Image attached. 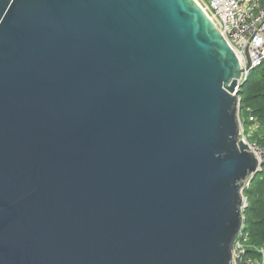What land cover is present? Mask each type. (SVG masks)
<instances>
[{
	"label": "water",
	"instance_id": "1",
	"mask_svg": "<svg viewBox=\"0 0 264 264\" xmlns=\"http://www.w3.org/2000/svg\"><path fill=\"white\" fill-rule=\"evenodd\" d=\"M243 72L196 0H0V264H235Z\"/></svg>",
	"mask_w": 264,
	"mask_h": 264
},
{
	"label": "built area",
	"instance_id": "2",
	"mask_svg": "<svg viewBox=\"0 0 264 264\" xmlns=\"http://www.w3.org/2000/svg\"><path fill=\"white\" fill-rule=\"evenodd\" d=\"M203 8L240 59L244 72L239 84L243 83L248 79L249 73L264 62V0H204ZM246 49L251 60V70L246 69L248 64ZM238 114L240 138L247 141L250 150L260 159L258 168L261 171L264 165V146L249 140L251 133L259 127V122L254 117H250L253 125L250 131L246 132L240 106ZM243 199L247 207L248 200L244 196ZM249 240L250 234L243 224L234 243L235 264H256L252 257L245 255L247 248L251 247ZM256 249L262 253V261H258L257 264H264V246Z\"/></svg>",
	"mask_w": 264,
	"mask_h": 264
},
{
	"label": "trees",
	"instance_id": "3",
	"mask_svg": "<svg viewBox=\"0 0 264 264\" xmlns=\"http://www.w3.org/2000/svg\"><path fill=\"white\" fill-rule=\"evenodd\" d=\"M261 69H263L262 74L256 79L255 75ZM238 94L241 98V118L246 132H249L253 125L250 117H254L259 122V127L251 133L249 140L264 146V62L249 73L247 81L241 86ZM243 194L248 200L244 217L245 229L250 233L251 245L247 248L246 255L257 262L262 261V253L256 248L264 246V166L253 176V180Z\"/></svg>",
	"mask_w": 264,
	"mask_h": 264
},
{
	"label": "rangeland",
	"instance_id": "4",
	"mask_svg": "<svg viewBox=\"0 0 264 264\" xmlns=\"http://www.w3.org/2000/svg\"><path fill=\"white\" fill-rule=\"evenodd\" d=\"M199 1V3H200V5L201 6H203L204 7V0H198ZM262 70L263 69H261L258 73H256V75H255V78L256 79H258V78H260V75L262 74L261 72H262ZM240 103H241V101H240ZM257 129V128H256ZM256 129H254V130H256ZM264 166V165H263ZM259 167H260V165H259ZM259 169V168H258ZM263 169V168H262ZM251 180H253V177H251V178H247V179H245L244 181H243V184H242V194L244 193V190L248 187V184L250 185V183H251ZM243 196H244V194H243ZM244 198H245V196H244ZM245 203H246V201L243 199V202H242V211H243V216H244V210L246 209V206H245ZM243 224H245V217H244V223ZM249 232V231H248ZM250 234V233H249ZM246 255V254H245ZM247 256V255H246ZM256 262V264H257V261H255Z\"/></svg>",
	"mask_w": 264,
	"mask_h": 264
},
{
	"label": "bare ground",
	"instance_id": "5",
	"mask_svg": "<svg viewBox=\"0 0 264 264\" xmlns=\"http://www.w3.org/2000/svg\"><path fill=\"white\" fill-rule=\"evenodd\" d=\"M198 2V0H196ZM199 3V2H198ZM200 4V3H199ZM201 6V5H200ZM202 7V6H201ZM203 8V7H202ZM204 9V8H203ZM204 11L206 12V10L204 9ZM207 13V12H206ZM209 16V15H208ZM210 17V16H209Z\"/></svg>",
	"mask_w": 264,
	"mask_h": 264
}]
</instances>
